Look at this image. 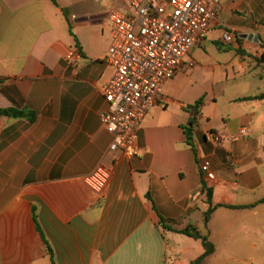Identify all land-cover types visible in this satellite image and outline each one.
I'll list each match as a JSON object with an SVG mask.
<instances>
[{"label":"crops","instance_id":"crops-1","mask_svg":"<svg viewBox=\"0 0 264 264\" xmlns=\"http://www.w3.org/2000/svg\"><path fill=\"white\" fill-rule=\"evenodd\" d=\"M122 3L0 0V108L34 113L33 120L0 115V264H52L47 247L54 264H188L203 252L201 241L169 227L203 226L202 178L214 204L245 205L264 196L256 195L263 186L264 100L236 101L264 91V63L257 60L264 51V0H221L205 40L185 57L208 70L211 95L189 92L178 71L142 120L132 157L108 149L112 136L101 123L107 107L101 87L113 74L104 61L111 37L106 13ZM227 29L235 42H222ZM257 80L263 86L253 93L223 98L254 102L248 109L232 116L215 106L216 83ZM200 97L191 147L184 106ZM241 128L246 134L233 139ZM208 129L223 136L220 144L205 139ZM205 159L213 179L201 171ZM100 167L108 179L97 191L85 177ZM213 181L238 191L216 202ZM255 207L216 208L209 236L214 217L246 216Z\"/></svg>","mask_w":264,"mask_h":264},{"label":"built area","instance_id":"built-area-1","mask_svg":"<svg viewBox=\"0 0 264 264\" xmlns=\"http://www.w3.org/2000/svg\"><path fill=\"white\" fill-rule=\"evenodd\" d=\"M220 2L123 0L107 11L111 37L104 61L113 74L101 87L107 106L101 112V123L112 136L110 151L119 150L127 157L138 153L142 120L162 102L165 83L180 70L192 46L205 40ZM221 40L233 43L237 35L223 30ZM246 132L241 128L232 138ZM220 138L210 129L205 132V139L213 144ZM201 171L208 179L214 178L208 159L202 161ZM107 179V170L100 167L85 177V183L100 191Z\"/></svg>","mask_w":264,"mask_h":264},{"label":"rangeland","instance_id":"rangeland-1","mask_svg":"<svg viewBox=\"0 0 264 264\" xmlns=\"http://www.w3.org/2000/svg\"><path fill=\"white\" fill-rule=\"evenodd\" d=\"M198 54L205 56L203 52L195 47ZM204 59V57H201ZM191 58L186 59L185 63L180 68L179 79L186 82L187 89L190 92L202 93L207 90L209 96L211 95L212 80L210 75L200 67L191 66ZM256 86H263L260 80L252 81V83H236L234 85L226 86L225 82H218L214 85L216 93L219 96L218 104L215 106L222 112H227L234 116L241 112L254 102H223L225 97H235L238 95H247L255 91ZM211 105V104H210ZM209 105V106H210ZM264 113V109L261 110ZM216 122L220 118L216 116ZM261 175L263 178V186L256 191V195H264V162L259 165ZM215 186V201H227L231 199L234 191L237 190L233 186H223L213 181ZM238 191V190H237ZM249 215L242 216H216L212 221L213 235L209 239L215 245L216 252L213 257L206 261V264H264V202L257 204V206L250 211ZM195 221L201 220V214L195 211L193 214ZM200 230L204 232L202 224ZM226 227V228H225ZM229 238L230 242L223 244L222 242Z\"/></svg>","mask_w":264,"mask_h":264},{"label":"trees","instance_id":"trees-1","mask_svg":"<svg viewBox=\"0 0 264 264\" xmlns=\"http://www.w3.org/2000/svg\"><path fill=\"white\" fill-rule=\"evenodd\" d=\"M53 3H55V0H52ZM71 32V30H70ZM72 33V32H71ZM258 62L264 63V51L262 55L257 59ZM253 100H264V91L258 92L253 95H248L244 97H239L236 99V101H253ZM203 103V98L200 97L196 101H194L191 104H186L184 106V109L190 113V116L187 119L186 124L183 126L184 133L186 135V143L193 147V134L196 128V116L200 112V107ZM0 115L14 117V118H21L26 117L30 120H33L34 113L32 111L22 110V109H16V108H0ZM213 132L214 131L212 130ZM221 138L218 141L217 145L220 144V142L223 139V136L220 134ZM203 195H204V201L208 204V208L206 211L203 212V228L204 232L201 230H198L194 225H187L183 228H174L169 227L174 232H179L182 234H185L187 236H190L194 239H199L201 241L203 252L197 256L195 259L190 261L188 264H206L207 259H209L216 251L215 245L212 243V241L209 239V228H208V222L210 220L211 214L213 211L218 207H226L231 209H243V208H253L259 203L264 202V196L258 199L256 202L251 204H245V205H232V204H223V203H213V188L208 185V181L206 178H202L201 180ZM35 216V215H34ZM36 219V216H35ZM164 224V221H163ZM48 253L51 259L52 264H54L53 261V254L52 250L47 247Z\"/></svg>","mask_w":264,"mask_h":264}]
</instances>
